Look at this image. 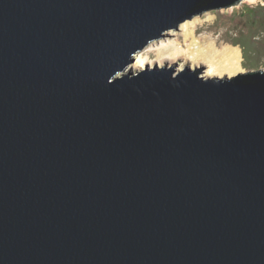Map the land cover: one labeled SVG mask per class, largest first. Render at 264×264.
Returning a JSON list of instances; mask_svg holds the SVG:
<instances>
[{"label":"water","instance_id":"1","mask_svg":"<svg viewBox=\"0 0 264 264\" xmlns=\"http://www.w3.org/2000/svg\"><path fill=\"white\" fill-rule=\"evenodd\" d=\"M242 0H0V264H264V68L122 73Z\"/></svg>","mask_w":264,"mask_h":264},{"label":"rangeland","instance_id":"2","mask_svg":"<svg viewBox=\"0 0 264 264\" xmlns=\"http://www.w3.org/2000/svg\"><path fill=\"white\" fill-rule=\"evenodd\" d=\"M193 18L198 20L191 36L186 37L182 24L178 30H167L163 37L136 52L133 62L120 75L131 71L137 73L147 68H174L178 71L190 66L202 77H224L243 72V68H264V0H242L229 7L205 11ZM235 41L249 47L250 54H246V59L242 45L235 44ZM209 43H214L219 49L225 45L238 47L240 70L232 74L219 66V70L212 71L210 63L200 55L192 58L191 51L206 48ZM164 48L173 54L171 58L159 56L158 51ZM177 48L182 49L178 55L175 54Z\"/></svg>","mask_w":264,"mask_h":264},{"label":"bare ground","instance_id":"3","mask_svg":"<svg viewBox=\"0 0 264 264\" xmlns=\"http://www.w3.org/2000/svg\"><path fill=\"white\" fill-rule=\"evenodd\" d=\"M197 20L196 18H192L182 23L186 37L193 34V28ZM181 50V48L175 49V54H180ZM158 52L159 56L163 58L169 59L173 55L172 53V55L170 54L167 48L161 49ZM190 54L192 58H196L200 55L203 60L208 61L212 71L219 70V66H221L226 72L234 74L241 68L240 49L235 46L225 45L219 49L214 43H209L206 48H200L199 51H191Z\"/></svg>","mask_w":264,"mask_h":264},{"label":"trees","instance_id":"4","mask_svg":"<svg viewBox=\"0 0 264 264\" xmlns=\"http://www.w3.org/2000/svg\"><path fill=\"white\" fill-rule=\"evenodd\" d=\"M235 44H240V45H242L244 58H245L246 54H250V49H249V47H247L246 44H242V43L239 42V41H235ZM245 59H246V58H245Z\"/></svg>","mask_w":264,"mask_h":264}]
</instances>
